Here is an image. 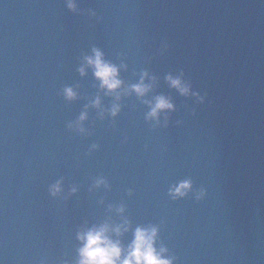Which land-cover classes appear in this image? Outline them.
Returning <instances> with one entry per match:
<instances>
[{
	"label": "water",
	"instance_id": "95a60500",
	"mask_svg": "<svg viewBox=\"0 0 264 264\" xmlns=\"http://www.w3.org/2000/svg\"><path fill=\"white\" fill-rule=\"evenodd\" d=\"M68 2L0 0V264H78L79 233L125 220L112 239L156 227L172 264H264V0Z\"/></svg>",
	"mask_w": 264,
	"mask_h": 264
},
{
	"label": "clouds",
	"instance_id": "9594fccd",
	"mask_svg": "<svg viewBox=\"0 0 264 264\" xmlns=\"http://www.w3.org/2000/svg\"><path fill=\"white\" fill-rule=\"evenodd\" d=\"M68 7L75 9L73 0H69ZM86 64L93 68L94 76L100 81V88L106 90L105 94L117 92L123 85V81L119 78V68L104 60L103 53L98 49H93L92 56L85 57ZM121 67H126L121 65ZM81 75L85 73V69H79ZM147 73L141 76L140 82L130 86V90L135 92L138 97L146 95L151 85L144 82ZM167 80L171 87L176 88L182 95L190 94V86L184 84L179 77L168 76ZM65 94L68 99L75 98V92L71 88L65 89ZM195 95V93H192ZM120 96L117 94L116 99L119 100ZM150 106V111L147 114L148 119H157L159 114L165 110H173L174 105L165 96H157L155 102L145 101ZM95 107L100 106V99L93 102ZM120 110L119 104H113L111 108V115L115 116ZM87 118V113H82L79 121ZM83 131V129H81ZM103 183V181H98ZM191 188L190 181H183L175 187L171 194L175 196L186 195L187 190ZM60 191L59 182L52 186V194L55 195ZM75 191V189H73ZM123 212V208L119 209ZM130 228L127 220L124 223L110 228L108 224L100 225L99 227L91 228L85 232L78 234V239L82 241L78 264H172L170 259L164 257L166 248L161 247L159 250L154 246L158 229L156 227H137L134 231V238L125 249L119 239H112L110 232H114L117 237L123 233L128 232Z\"/></svg>",
	"mask_w": 264,
	"mask_h": 264
}]
</instances>
